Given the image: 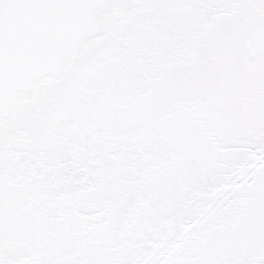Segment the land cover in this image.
Masks as SVG:
<instances>
[{
  "label": "snow or ice",
  "instance_id": "snow-or-ice-1",
  "mask_svg": "<svg viewBox=\"0 0 264 264\" xmlns=\"http://www.w3.org/2000/svg\"><path fill=\"white\" fill-rule=\"evenodd\" d=\"M0 264H264V0H0Z\"/></svg>",
  "mask_w": 264,
  "mask_h": 264
}]
</instances>
